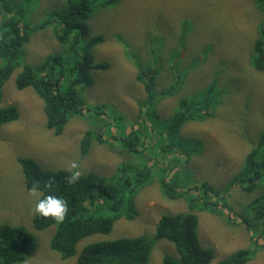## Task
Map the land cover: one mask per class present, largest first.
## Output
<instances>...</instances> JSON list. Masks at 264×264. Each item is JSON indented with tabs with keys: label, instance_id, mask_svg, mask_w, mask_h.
<instances>
[{
	"label": "rangeland",
	"instance_id": "obj_1",
	"mask_svg": "<svg viewBox=\"0 0 264 264\" xmlns=\"http://www.w3.org/2000/svg\"><path fill=\"white\" fill-rule=\"evenodd\" d=\"M72 1L76 0H24L25 21L36 25L48 10L65 7ZM94 2L93 13L86 21L88 32L80 31L79 45L83 48L93 35H102L103 41L87 49L96 62L108 61L110 66L91 70L93 83L82 91L84 113L72 114L63 131L56 134L48 127L41 97L32 87L19 89L16 85L22 65L41 64L49 54L68 57L69 45L57 38L54 28L32 33L21 65L13 69L2 86L0 108L16 106L18 118L0 130V224L24 225L36 236L33 252L24 261L12 264H77L78 256L89 243L142 234L155 236L163 214L189 211L186 199L165 197L155 180L137 193L138 213L134 218H120L109 233L82 238L76 254L63 258L50 248L55 227H34L37 197L26 187L21 158H33L49 171H94L104 177L115 175L123 164L131 170L132 165L142 162L151 165L157 177L159 166L167 165L168 179L174 177L183 187L206 180L217 189L227 187L242 169L246 155L258 145L264 131V72L252 63L254 37L262 17L257 0ZM139 66L155 71L157 85V98L145 107L141 118L137 117V102L144 100L146 93L136 79ZM212 81V115L189 120L182 126L174 139L178 143L176 152L162 148L169 139L155 131L162 128L158 118L170 117L179 100L192 98ZM67 84V80L62 83ZM136 119L140 123H133ZM144 126L152 129V133H142L144 159L126 151L120 140L112 148L94 140L82 155L81 141L89 129L101 130L105 136H122L133 129L143 130ZM195 139L202 145H195ZM73 162L76 169L69 167ZM261 178L251 191L234 186L224 207L195 211L199 240L214 251L209 264H218L240 249L250 251L245 264H264V218H254L256 212L249 206L251 200L264 193V170ZM167 253L177 255L174 243L157 239L144 264H164Z\"/></svg>",
	"mask_w": 264,
	"mask_h": 264
},
{
	"label": "trees",
	"instance_id": "obj_2",
	"mask_svg": "<svg viewBox=\"0 0 264 264\" xmlns=\"http://www.w3.org/2000/svg\"><path fill=\"white\" fill-rule=\"evenodd\" d=\"M23 1L0 0V101L2 86L13 69L21 65L24 48L30 41L32 33L38 29L54 28L57 38L69 45L68 57L62 54H49L41 64L22 65V70L16 78V85L19 89L32 87L36 91L44 101L48 127L56 134H60L72 114L84 113L85 99L82 91L93 83L91 70L110 66L108 61L96 62L93 54L87 49L103 41L102 35H93L83 48L79 45L80 31L88 32L86 21L96 4L94 0L72 1L65 7L48 10L45 18L32 25L25 21ZM257 8L262 17L254 37L252 63L257 70L264 72V0H257ZM192 20L194 21L193 18ZM210 45L214 46L213 43ZM139 69L136 79L143 84L146 93V98L137 102L140 108L137 117L141 118L140 116H145V107L152 105L157 98V85L154 70L144 66H139ZM65 80L68 84L63 86ZM214 84L215 81H212L207 88L194 93L192 98L179 100L177 109L170 117L158 118L162 128L157 126L155 128L158 129L155 131L161 135L165 134L169 139L162 148L176 152L174 148L178 147V143L174 139L182 126L189 120L212 115L213 104L209 99ZM87 111L90 112L91 108H87ZM17 118L16 106L0 108V130L2 125ZM133 123H140V120L136 119ZM145 132L152 133V129L144 126L143 130L133 129L122 136H105L101 130L89 129L81 141L82 155L87 153L94 140L108 148H112V145L120 140L122 143L120 145L126 151L144 159L145 143L142 133ZM192 142L197 146L202 145L198 139ZM182 151L184 150L181 149ZM187 154L185 155L188 156ZM186 156L184 161L188 163ZM21 161L28 189L35 186L42 195H54L66 203L67 211L62 223L36 213L33 217L36 229L55 227L50 248L59 252L63 258L76 254V246L82 238L95 233H109L116 220L134 218L138 213L135 201L137 193L143 186L156 180L165 197L186 199L189 211L182 213L185 209L175 214H163L156 225L155 236L142 234L89 243L78 256L77 264H144L149 260L155 241L160 238L173 242L177 254L176 256L164 254V264H209L214 258V251L202 245L199 240L197 235L199 218L195 211L214 210L219 205L224 207L227 205L225 198L234 186L251 191L258 185L263 179L261 175L264 170V131L258 145L246 155L242 169L231 179L227 187L217 189L206 180L194 186L183 187L182 183L173 180L174 177L168 179L166 173L169 169L165 164L159 166L157 177L152 172L151 165L142 162L141 165H132L131 170H127L128 166L123 164L111 177H104L94 171H85L80 173L77 180L70 181L74 171L45 170L30 157L21 158ZM249 206L256 212L254 218L263 219L264 193L251 200ZM35 245V234L24 225L0 224V264L24 261L33 252ZM249 254V250L240 249L220 260L218 264H245Z\"/></svg>",
	"mask_w": 264,
	"mask_h": 264
},
{
	"label": "clouds",
	"instance_id": "obj_3",
	"mask_svg": "<svg viewBox=\"0 0 264 264\" xmlns=\"http://www.w3.org/2000/svg\"><path fill=\"white\" fill-rule=\"evenodd\" d=\"M70 168L76 169V163H70ZM80 172L74 171L70 177V181H75L79 178ZM30 193L37 197L35 203V213L41 217H51L57 223H62L67 211L66 203L63 199L54 195H42L35 186L29 189Z\"/></svg>",
	"mask_w": 264,
	"mask_h": 264
}]
</instances>
